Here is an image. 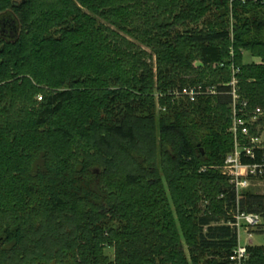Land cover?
<instances>
[{"label": "trees", "instance_id": "trees-1", "mask_svg": "<svg viewBox=\"0 0 264 264\" xmlns=\"http://www.w3.org/2000/svg\"><path fill=\"white\" fill-rule=\"evenodd\" d=\"M1 23L0 264H229L238 204L264 234L220 169L232 64L264 109V0H0Z\"/></svg>", "mask_w": 264, "mask_h": 264}, {"label": "built area", "instance_id": "built-area-1", "mask_svg": "<svg viewBox=\"0 0 264 264\" xmlns=\"http://www.w3.org/2000/svg\"><path fill=\"white\" fill-rule=\"evenodd\" d=\"M239 73L240 68L232 64L228 94L232 98V125L229 131L234 137V149L227 155L224 165L220 168L222 174L229 178L238 196L251 186L253 180L264 179V155L261 158L257 155L259 151H264V130L259 125L264 118V109L256 108L249 111L248 102L240 94L237 77ZM217 89V87L204 89L200 86L182 92L174 91L171 94L196 102L200 96L220 95ZM228 225L236 230L238 236V245L229 257V264H250L249 247L254 246V233L263 225L262 216L246 213L238 204ZM243 234L246 236L245 242Z\"/></svg>", "mask_w": 264, "mask_h": 264}, {"label": "rangeland", "instance_id": "rangeland-1", "mask_svg": "<svg viewBox=\"0 0 264 264\" xmlns=\"http://www.w3.org/2000/svg\"><path fill=\"white\" fill-rule=\"evenodd\" d=\"M148 51V50H147ZM244 57H245V63L248 62H257V63H261L262 60L258 59V58H253L251 57L247 52H244ZM198 64V63H197ZM247 191H252L258 194H264V179H255L252 181L251 186L243 191L244 193ZM232 212L233 211H229V215L232 218ZM246 241V236L243 234V242ZM253 245L254 246H264V234H259V233H254L253 236ZM106 254L107 256L114 258V251L111 249H107L106 250Z\"/></svg>", "mask_w": 264, "mask_h": 264}, {"label": "water", "instance_id": "water-1", "mask_svg": "<svg viewBox=\"0 0 264 264\" xmlns=\"http://www.w3.org/2000/svg\"><path fill=\"white\" fill-rule=\"evenodd\" d=\"M2 25V23L0 24V26ZM2 33L3 35H8L10 38H13V36H16V34L18 33V28L17 26L14 27V29H10L6 24L4 25V28L2 29Z\"/></svg>", "mask_w": 264, "mask_h": 264}, {"label": "crops", "instance_id": "crops-1", "mask_svg": "<svg viewBox=\"0 0 264 264\" xmlns=\"http://www.w3.org/2000/svg\"><path fill=\"white\" fill-rule=\"evenodd\" d=\"M255 59V58H254ZM252 62V61H251ZM255 62V61H254ZM255 63H257V62H255Z\"/></svg>", "mask_w": 264, "mask_h": 264}]
</instances>
